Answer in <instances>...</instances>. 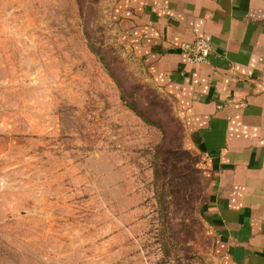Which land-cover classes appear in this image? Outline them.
<instances>
[{
	"label": "rangeland",
	"instance_id": "obj_1",
	"mask_svg": "<svg viewBox=\"0 0 264 264\" xmlns=\"http://www.w3.org/2000/svg\"><path fill=\"white\" fill-rule=\"evenodd\" d=\"M114 9L0 0V264L217 263L207 179Z\"/></svg>",
	"mask_w": 264,
	"mask_h": 264
},
{
	"label": "crops",
	"instance_id": "obj_2",
	"mask_svg": "<svg viewBox=\"0 0 264 264\" xmlns=\"http://www.w3.org/2000/svg\"><path fill=\"white\" fill-rule=\"evenodd\" d=\"M122 46L172 102L207 179L216 264H264V0H114ZM212 45L194 63L180 45Z\"/></svg>",
	"mask_w": 264,
	"mask_h": 264
},
{
	"label": "built area",
	"instance_id": "obj_3",
	"mask_svg": "<svg viewBox=\"0 0 264 264\" xmlns=\"http://www.w3.org/2000/svg\"><path fill=\"white\" fill-rule=\"evenodd\" d=\"M180 48L187 53L191 62L206 63L209 61L212 45L208 38L198 37L191 43L183 42Z\"/></svg>",
	"mask_w": 264,
	"mask_h": 264
},
{
	"label": "trees",
	"instance_id": "obj_4",
	"mask_svg": "<svg viewBox=\"0 0 264 264\" xmlns=\"http://www.w3.org/2000/svg\"><path fill=\"white\" fill-rule=\"evenodd\" d=\"M132 107V106H131ZM133 108V107H132ZM134 109V108H133ZM135 110V109H134ZM139 115L140 116H142V117H144L141 113H139ZM182 152H185V153H189V152H186V151H184V150H181L180 148H173L172 150H171V154H172V156H175V155H177V154H179V153H182ZM157 171V173H158V169L156 170Z\"/></svg>",
	"mask_w": 264,
	"mask_h": 264
}]
</instances>
